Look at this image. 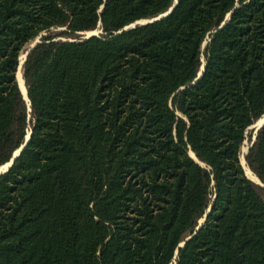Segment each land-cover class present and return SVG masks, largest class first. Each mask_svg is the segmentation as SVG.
<instances>
[{
    "label": "trees",
    "instance_id": "1",
    "mask_svg": "<svg viewBox=\"0 0 264 264\" xmlns=\"http://www.w3.org/2000/svg\"><path fill=\"white\" fill-rule=\"evenodd\" d=\"M263 115L264 0H0V264H264Z\"/></svg>",
    "mask_w": 264,
    "mask_h": 264
},
{
    "label": "water",
    "instance_id": "2",
    "mask_svg": "<svg viewBox=\"0 0 264 264\" xmlns=\"http://www.w3.org/2000/svg\"><path fill=\"white\" fill-rule=\"evenodd\" d=\"M175 6V3H173L165 12H163V13H161V14H159V15H157V16H155V17H152V18H148V19H143V20H136L135 22H133V23H131V24H129V25H127L126 27H124L125 29L126 28H131V27H134L136 24H143V23H147V22H151V21H153V20H156V19H159V18H161V17H163V16H165V15H167L171 10H172V8ZM224 23V22H223ZM222 23V24H223ZM221 26V25H220ZM86 35H85V37H88V36H91V35H94V34H96V33H94L93 32V30H91V31H86V32H84ZM36 42H39V39L38 40H36L29 48H31V47H33L35 44H36ZM205 44H206V41H203V43H202V47H204L205 46ZM28 51V50H27ZM27 51H26V53H25V55L23 56V58L21 59L20 58V61H19V64H18V67H17V70H21V73H22V63H23V61H24V59H25V57H26V54H27ZM203 69V65H201V68H200V71L198 72V74H197V77L191 82V85H194L200 78H201V70ZM17 70H16V73H17ZM15 76H16V74H15ZM17 78V77H16ZM18 81V80H17ZM18 85H19V81H18ZM24 85H25V83H24ZM19 89H20V92L22 93V95H23V97L26 99V100H28V97H27V91H26V86H25V93L21 90V88H20V86H19ZM264 123V120L262 121V122H260L259 123V125L256 127V129L257 128H259L262 124ZM252 127V125L250 126V128ZM29 136H30V133H28L27 134V136H26V138H25V140H24V142H23V144L18 148V149H16L15 151H14V153H13V155H12V157H11V159L7 162V163H5L4 165H2L1 167H0V173H2V172H4V171H6L7 170V168L15 161V159L18 157V155L20 154V152H21V150H22V148L25 146V144L28 142V140H29ZM247 149H248V146H247V148H246V150L244 151V154L247 152ZM190 156L192 157V158H194L196 161H197V159L195 158V156H194V154L191 152L190 153ZM243 157H244V155H243ZM245 160V159H244ZM242 164V163H241ZM243 166V165H242ZM1 168H4V169H1ZM244 168V167H243ZM246 174V173H245ZM248 177V176H247ZM249 178V177H248ZM249 179H251V178H249ZM253 182H255V183H257V184H259V185H261V186H264V184L259 180V178H258V181H254L253 179H251ZM182 243H180V245H181Z\"/></svg>",
    "mask_w": 264,
    "mask_h": 264
},
{
    "label": "rangeland",
    "instance_id": "3",
    "mask_svg": "<svg viewBox=\"0 0 264 264\" xmlns=\"http://www.w3.org/2000/svg\"><path fill=\"white\" fill-rule=\"evenodd\" d=\"M93 32L94 33H98V32H100L99 31V29H94L93 30ZM86 35V34H85ZM39 39V36L38 37H36L33 41H31L30 43H28L27 45H26V47H27V49H23V51L21 52V54H20V58L22 59L23 58V56L25 55V53H26V51L28 50V48L36 41V40H38ZM18 72H19V70H17V74H18ZM260 120V121H259ZM264 120V115L261 117V119L259 118L254 124H252V127L250 128V129H256V127L259 125V123L260 122H262ZM250 143H249V141L248 140H245L244 141V143H243V145H242V147H241V154H240V160H241V155H242V158H243V154H244V151L246 150V148H247V146L249 145ZM242 161V160H241ZM242 163V165H243V167H244V170L246 171V164H245V161H244V159H243V162H241ZM248 168V167H247ZM1 169H4V168H1ZM249 169V168H248ZM250 170V169H249ZM251 171V170H250ZM251 173H253L252 171H251ZM254 174V173H253ZM256 176V175H255ZM249 177V176H248ZM251 178V177H250ZM202 222V219L200 220V223Z\"/></svg>",
    "mask_w": 264,
    "mask_h": 264
},
{
    "label": "bare ground",
    "instance_id": "4",
    "mask_svg": "<svg viewBox=\"0 0 264 264\" xmlns=\"http://www.w3.org/2000/svg\"><path fill=\"white\" fill-rule=\"evenodd\" d=\"M16 77H17V80L19 81V86H20L21 90L25 93L24 79L22 77V73H21L20 69H19L18 74L16 73ZM243 159H244V157L242 158V155H241V160H242L241 162H243ZM245 173L247 174V176H249V178L251 177V179H253L254 181H258V177L255 176V174L251 173V171L247 167H246Z\"/></svg>",
    "mask_w": 264,
    "mask_h": 264
}]
</instances>
